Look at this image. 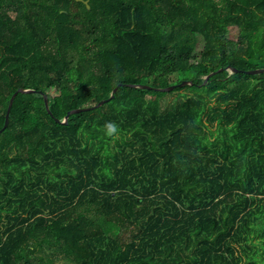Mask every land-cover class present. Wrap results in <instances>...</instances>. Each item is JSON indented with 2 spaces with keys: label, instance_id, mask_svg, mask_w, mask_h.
<instances>
[{
  "label": "trees",
  "instance_id": "obj_1",
  "mask_svg": "<svg viewBox=\"0 0 264 264\" xmlns=\"http://www.w3.org/2000/svg\"><path fill=\"white\" fill-rule=\"evenodd\" d=\"M260 67L264 0H0V130L35 91L0 133V264H264Z\"/></svg>",
  "mask_w": 264,
  "mask_h": 264
},
{
  "label": "water",
  "instance_id": "obj_2",
  "mask_svg": "<svg viewBox=\"0 0 264 264\" xmlns=\"http://www.w3.org/2000/svg\"><path fill=\"white\" fill-rule=\"evenodd\" d=\"M82 1H86L87 3H89V0H82ZM232 71L234 72H237L238 69H235V68H232ZM244 72L248 73V74H259V73H264V67H260V68H256V69H252V70H245ZM121 84L117 85V87L114 88L113 90V93H115L118 89V87L120 86ZM131 86L133 87H147L146 85H140V84H130ZM175 86H170V87H163V88H155L157 90H163V91H169L171 89H173ZM20 92H24V93H34L35 91L34 90H26V89H21L19 90V92H17L12 100L10 101L9 103V106H8V109H7V114H6V120H5V125L3 127V129L0 130V133H2L8 126H9V122H10V115H11V110H12V107H13V104H14V100L17 98V96L19 95ZM114 94H112V97H113ZM106 102V100H102L100 101L96 106H101L103 105L104 103ZM45 104H46V108L47 110H49V102H48V96L45 95ZM90 107H87V108H77V109H73V110H70L68 112V115L66 116V121L69 119V116L70 114L72 113H77V112H81L83 110H87L89 109ZM50 112V110H49ZM51 114V112H50Z\"/></svg>",
  "mask_w": 264,
  "mask_h": 264
},
{
  "label": "clouds",
  "instance_id": "obj_3",
  "mask_svg": "<svg viewBox=\"0 0 264 264\" xmlns=\"http://www.w3.org/2000/svg\"><path fill=\"white\" fill-rule=\"evenodd\" d=\"M105 135L110 138H118L119 125L115 121H108L104 125Z\"/></svg>",
  "mask_w": 264,
  "mask_h": 264
},
{
  "label": "rangeland",
  "instance_id": "obj_4",
  "mask_svg": "<svg viewBox=\"0 0 264 264\" xmlns=\"http://www.w3.org/2000/svg\"><path fill=\"white\" fill-rule=\"evenodd\" d=\"M240 34V27L238 25H232L230 27V33H229V37L232 39H237V37H239ZM182 92H188V89H184ZM59 264H66V263H59Z\"/></svg>",
  "mask_w": 264,
  "mask_h": 264
}]
</instances>
